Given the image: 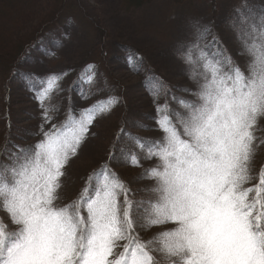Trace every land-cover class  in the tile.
I'll list each match as a JSON object with an SVG mask.
<instances>
[{"label": "rangeland", "instance_id": "obj_1", "mask_svg": "<svg viewBox=\"0 0 264 264\" xmlns=\"http://www.w3.org/2000/svg\"><path fill=\"white\" fill-rule=\"evenodd\" d=\"M121 1L69 0L0 74V264H264V0Z\"/></svg>", "mask_w": 264, "mask_h": 264}, {"label": "trees", "instance_id": "obj_2", "mask_svg": "<svg viewBox=\"0 0 264 264\" xmlns=\"http://www.w3.org/2000/svg\"><path fill=\"white\" fill-rule=\"evenodd\" d=\"M154 0H122L120 3L121 9L127 12H131L133 10H137L143 7L145 4H149ZM185 4L191 3L190 0H184ZM69 0H0V74H7L8 77L12 75H16L17 69H18V60L23 56V54L27 51L29 47L32 45L39 44L40 38L42 36L43 28L50 27L51 25L55 24L56 22L60 21V18L62 17L63 13L65 12ZM240 5V2H238V6ZM236 6L234 8V12L237 10ZM245 6V5H244ZM248 6V5H247ZM256 9L248 8V14L249 12ZM246 14V13H245ZM241 15L240 18H245V20L249 17L252 21L253 16L249 15ZM19 22V26L17 28L10 27L11 23ZM90 23H93L95 25L96 22L94 20H90ZM92 24V25H93ZM94 26V25H93ZM43 29V30H42ZM17 33H14V32ZM40 33V34H39ZM99 33V31H97ZM100 35V34H99ZM218 41L216 40L214 35H211V45L215 46L217 45ZM199 43V42H198ZM135 52V55L138 58L140 56V53ZM224 52L221 51V54ZM140 58V57H139ZM143 58V57H142ZM87 63L92 70L94 71H104L103 66H100V60L97 61H88ZM233 62V61H232ZM232 63H229L231 65ZM89 67V68H90ZM86 68V65L81 66L79 68V73H77L76 76L79 78L83 77V71ZM228 68V67H227ZM227 74L231 75L235 78H229L233 79L234 82H246V77L243 75V71L240 67L232 66L227 70ZM58 80V78L56 76ZM227 87H233L231 84L227 85ZM118 97L116 100H114L115 105L111 107L110 109L106 110L103 109L98 114L100 117V120L109 117L112 112L120 107L123 103H119ZM165 107H166V103ZM112 106V105H111ZM164 107V108H165ZM2 115V114H1ZM4 119L6 121L7 115L4 114ZM97 117V119H99ZM174 117V120L169 121V118ZM164 121L167 123H170L173 125V122L176 120L174 114H168L165 116ZM7 129L8 127L5 126ZM9 130V129H8ZM123 129H119L115 132L117 134L119 131ZM141 138V137H139ZM6 134H4V137H0V171L4 170L5 166L8 164V161L4 159V162L2 161V149L3 144L6 145V157L7 154L10 151V148L8 149L7 145H10L8 141L5 142ZM114 143V140L113 142ZM118 146V145H117ZM156 170H153V172ZM158 172V171H157ZM160 172V171H159ZM125 186V183L123 184ZM125 188H127L125 186ZM263 207V206H262ZM135 240H138L137 238H134ZM139 241V240H138ZM155 264L157 262L153 261Z\"/></svg>", "mask_w": 264, "mask_h": 264}, {"label": "bare ground", "instance_id": "obj_3", "mask_svg": "<svg viewBox=\"0 0 264 264\" xmlns=\"http://www.w3.org/2000/svg\"><path fill=\"white\" fill-rule=\"evenodd\" d=\"M207 58H209V59H211V60H214V65H217L218 67H227L228 66V64H227V59H226V57H223L222 55H221V51H220V53L219 52H216V53H209L208 55H207ZM217 58V59H216ZM216 59V60H215ZM232 61H234V59L232 58ZM203 62H205V60H203ZM225 69V68H224ZM89 85V84H88ZM87 86V85H86ZM86 86H85V89H86ZM85 89H83V90H81L82 92L85 90ZM6 167V166H5ZM5 169V168H4ZM4 173H5V170H1L0 171V174H2V175H4ZM262 225V224H261ZM263 226V225H262Z\"/></svg>", "mask_w": 264, "mask_h": 264}]
</instances>
